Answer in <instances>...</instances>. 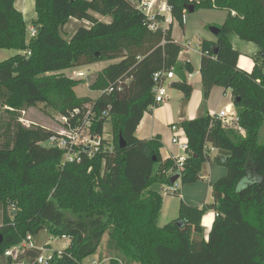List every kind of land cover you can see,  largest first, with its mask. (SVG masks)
Instances as JSON below:
<instances>
[{
  "label": "trees",
  "instance_id": "obj_1",
  "mask_svg": "<svg viewBox=\"0 0 264 264\" xmlns=\"http://www.w3.org/2000/svg\"><path fill=\"white\" fill-rule=\"evenodd\" d=\"M15 1L0 0V51L19 53L0 63V261H34L38 250L5 253L46 231L69 240L51 264L100 257L106 237L109 264H264V0H167L173 23L155 32L137 0H35V37ZM190 7L228 12L216 42L199 45L200 73L205 101L216 87L231 91L237 121L226 126L209 114L182 116L189 152L180 173L175 158H162L160 137L141 140L136 132L156 107L158 72L178 76L173 87L183 94V114L192 98L187 75L194 67L179 61L185 46L173 38ZM73 20L89 26L68 39L63 30ZM231 34L258 47L251 73L238 67ZM116 60L90 89L128 84L96 100L78 97L75 89L85 82L64 74ZM89 104L97 113L95 134L112 124V151L81 163L63 165V151L43 146L55 132L23 123L25 112L41 105L69 117ZM213 161L227 170L211 184L213 202L197 207L181 200L177 219L160 227L164 197L154 187L168 188L176 175L182 187L196 184ZM210 211L216 218L206 237L202 220Z\"/></svg>",
  "mask_w": 264,
  "mask_h": 264
},
{
  "label": "built area",
  "instance_id": "obj_2",
  "mask_svg": "<svg viewBox=\"0 0 264 264\" xmlns=\"http://www.w3.org/2000/svg\"><path fill=\"white\" fill-rule=\"evenodd\" d=\"M160 0H137L138 9L145 15L147 20V25L149 30L155 32L160 28L166 29L169 25L173 23L171 16V9L167 4L161 8L157 9V5ZM163 16V22H159L158 17ZM37 30L32 28L30 32L31 37H35ZM70 78L75 80H85L88 78V74L82 70L73 69ZM188 76L191 77V74ZM176 77L174 70L161 71L155 74L154 82V94H155V106L158 107L167 102L168 92L166 84L168 81L174 80ZM128 82H119L116 85L110 86L108 89L101 92V94H113L115 92L121 93L125 89V85ZM214 121H221L226 126L229 124H234L237 121L235 111H230L227 108L218 114L212 115ZM97 119V113L94 112L93 106L91 104L87 105L83 110H76L69 117H58V122L60 125V130L56 131L54 135L49 139L51 147L58 148L64 152L63 154V165L81 163L84 156L92 159L101 153H107L112 151L110 147V136L106 135L105 127L102 135H97L94 133V122ZM106 126V125H105ZM173 131H177V127H173ZM185 134V133H184ZM109 136V137H108ZM172 143L178 147V149L183 153L182 156L175 158L178 164V171L181 173L183 171L184 162L186 161L187 154L189 152V145L186 136L174 133ZM179 182L172 184L164 191L168 195H180L181 187ZM68 240L67 238H63ZM35 238L29 235L19 246L8 250L5 253V257H16L21 252L27 251H39V255L34 259V261L22 260L15 261L10 264H51L55 256H62L63 250H55L51 245H46L44 247L38 248L34 242ZM69 241V240H68ZM105 261H101L99 256H94L90 258L88 264H103ZM0 264H4L0 261Z\"/></svg>",
  "mask_w": 264,
  "mask_h": 264
},
{
  "label": "rangeland",
  "instance_id": "obj_3",
  "mask_svg": "<svg viewBox=\"0 0 264 264\" xmlns=\"http://www.w3.org/2000/svg\"><path fill=\"white\" fill-rule=\"evenodd\" d=\"M187 14L186 15L188 17V20L186 21L187 31H186V36H185L186 37L185 40H187L186 46L193 49V51H191V58L193 61V65L195 64L197 66L198 65L197 58H199V54L196 51L199 49L200 40L198 37H196V34L202 35L205 32V34H207L208 37H212V35H214V34L211 32V28L214 25L210 26L208 23L210 21H220V20H218V18L222 17L223 14H227V11L217 10V9H212V10H204L203 9V10L195 11L194 13H191V14L190 13H187ZM101 19H102V21L104 20V22H110V18H101ZM207 24H208V26H206ZM81 26H89V24L86 22H78V23L77 22H71V23H69L65 27V29L63 30L64 37H66L68 39L71 38L73 36V34L76 32V30ZM31 29H32V25L29 24V27H28L29 36H30ZM180 30L181 29H177L178 34H182V31H180ZM216 38H217V36L214 37V39H216ZM17 54H19V53L15 50H1L0 51V63L16 56ZM117 62H119V61L118 60L108 61V62H102L99 64H94V65L84 66V67L79 68V70H82L88 74V78H86L85 80H82L85 83L79 85L75 89L77 96L80 98H91L93 100L98 99L101 96V92L91 90L90 89V83L94 82L97 75L104 68L108 67L109 65H111L113 63H117ZM64 74L67 77H70L72 75V71L67 70L64 72ZM197 80H198L197 77L195 79L191 80V84L193 83V85H194V83H197ZM170 82L171 81H168L166 84V88H167V92H168L167 96L169 95L170 100L165 102L163 105L152 108L151 110L159 109V111L156 112V116L158 119H160L161 121H163L165 123V127L168 129H171L172 134L177 133V134L181 135L182 137H184L185 136L184 131L181 129V127L179 126V123H178V121H179L178 116H179L181 107L183 105V94L179 90L172 87ZM198 92H199V94L197 95V100H198L199 104L195 105L196 107H195L194 116L199 114V108H200V106L203 105L202 100H204L203 99L204 95H203L202 83H201V87H199V89H198ZM195 98H196V90H194L192 98H191L188 106H191L193 104ZM218 99L219 98L217 96V100ZM219 105H220V103L216 107L218 108ZM219 109L220 108H218L217 110H219ZM189 110H190V107H189ZM189 112L190 111H188V114H189ZM58 117L59 116H57V114H55L52 110H50V109L46 110L45 106L41 105L39 108L30 109L27 112H25V114L23 115V123L27 126L37 125V126H41V127H44L46 129H49V130L56 132V131L60 130ZM193 119H195V118H193ZM170 122H172L173 124H169ZM229 125L234 126V124H229ZM174 126L177 127L176 132L173 131ZM105 132H106V135H109L110 137L109 136L108 137L110 139H112V124L111 123L106 124ZM260 143H264V129L262 130V133H261ZM43 146L44 147H51L49 142L43 143ZM215 154L216 153H213V156ZM209 166L211 167V173L205 174V177L203 178V180H201L202 184H204L205 187H208V186L211 187L210 181L212 183H215L216 181L221 179L223 176H225L227 173L226 168L217 164L215 161L211 162V164ZM179 186L182 188V185L180 182H179ZM188 186H190V185H188ZM159 187H161V186H155L154 189L157 190ZM162 194H164L168 198V203H166L164 210L162 212V215L160 217V220H159V226L160 227H164L165 225H167V224L171 223L172 221H174L175 219H177V217L179 216V210H178V212H176V206L179 205L181 202L180 196H178V195H168L163 191H162ZM34 242L38 248L44 247L46 245H51L53 249L58 250V251L63 250L64 248H66L69 245L68 240H66V239L65 240L64 239H54L46 231L41 232L35 238ZM106 245H107V237L104 238V241L102 243V248H101L100 254H99L100 260L105 261L103 264H109V258H107L108 255L106 253L107 252L106 251ZM89 261H90V258L85 261V264H88Z\"/></svg>",
  "mask_w": 264,
  "mask_h": 264
},
{
  "label": "crops",
  "instance_id": "obj_4",
  "mask_svg": "<svg viewBox=\"0 0 264 264\" xmlns=\"http://www.w3.org/2000/svg\"><path fill=\"white\" fill-rule=\"evenodd\" d=\"M164 5H166V1L160 0L157 5V9L163 7ZM15 7L19 12L23 14L25 22L28 25V27H29V24L32 25V22L36 19L35 0H16ZM187 15H185V25L183 29L177 23H175L174 30H173V38L177 43L185 46L184 50L180 54L179 61L181 63L189 62L193 65V61L191 58V51H193V49L186 46L187 40H185L186 31H187L186 21L188 20ZM227 17H228V12L227 14H223L222 17L218 18V20L220 21H210L208 24L210 26L214 25L213 27L221 26L225 23ZM98 18L101 19L104 17L98 16ZM72 22L78 23V21L76 20H73ZM208 24L206 26H208ZM177 29H181L180 31H182V34H178ZM196 37L199 38L200 44L203 40L216 42V39H217V38L214 39V37H216L214 35H212V37H208V35L205 34V32L202 35L196 34ZM229 39L233 47L241 54L238 60V67L246 72L251 73L255 66V62L253 58L254 56L257 55L259 51L258 47L253 43H248V42L241 40L236 34H231L229 36ZM196 52L199 54V58H197L198 65L197 66L195 64L193 65L194 72L193 74H191V77L187 75V78H188L187 80L190 84H191V80L195 79L196 77L198 79L197 83H194V85L192 83L194 90H196V98L191 106L187 105V107L184 110V114L182 113L183 111V105H182L179 116H178V120H179L178 123L180 122V119L182 116H184L186 119H193V118L201 117L207 114L212 116V115L218 114L221 111H224L226 108L230 111H234L233 97H232L231 91H225L222 88L216 87L213 89L211 96L207 101L202 100L203 105L200 106L199 108V114L197 113L198 115L194 116L195 107H196L195 105L199 104L197 100V95L199 94L198 89L199 87H201V83H202L201 73H200L201 53L199 49ZM178 80H179L178 76H176L175 79L170 82L172 87H173V84L177 82ZM217 96L219 98L218 100H217ZM169 100H170V97L168 95L167 101ZM219 103L220 105L218 108L220 109L217 110L218 108L216 106ZM189 107H190V110H189ZM157 111H159V109L151 110L150 112L148 111L144 115V118L137 129L136 136L141 140H151L156 137H160L162 140V144H163V147L161 149V155L164 160L182 156L183 153L178 149L177 146H175L172 143V140L174 137V134H172V130L166 128L165 123L157 118L156 116ZM188 111H190L189 114H188ZM169 124H173V123L170 122ZM213 153L217 154V151L213 150ZM209 165L207 166L208 174L211 173V167ZM211 184L212 182L210 181V186ZM157 190L161 193L162 191L165 192L164 191L165 189L163 187H159ZM162 195L164 197V206L162 209V212H163L166 203H168V198L164 194ZM180 199L185 201L189 205L203 207L204 205L210 204L213 202L212 187H209V186L205 187V185L202 184L201 181H199L196 184L190 185V186H186V187L184 186L181 188ZM179 207H180V204L176 206V212H178ZM215 218H216V213L213 211H210L204 216L202 220V226L205 230L206 237H208V234L215 221Z\"/></svg>",
  "mask_w": 264,
  "mask_h": 264
},
{
  "label": "water",
  "instance_id": "obj_5",
  "mask_svg": "<svg viewBox=\"0 0 264 264\" xmlns=\"http://www.w3.org/2000/svg\"><path fill=\"white\" fill-rule=\"evenodd\" d=\"M188 13H194L195 12V8L194 7H190V8H188ZM211 32L215 35V36H217L218 34H219V29H218V27H212L211 28ZM215 53H217V51L215 50L214 51ZM120 144H121V148H124L125 146H126V144H125V142H124V140L121 138V141H120ZM180 180V176L179 175H176V176H174L172 179H171V183L172 184H175L176 182H178ZM2 243H3V237L0 235V247H1V245H2Z\"/></svg>",
  "mask_w": 264,
  "mask_h": 264
}]
</instances>
